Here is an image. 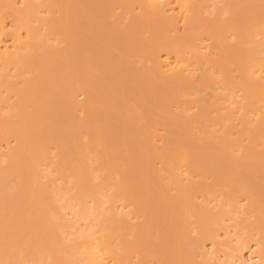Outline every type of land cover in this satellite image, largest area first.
I'll list each match as a JSON object with an SVG mask.
<instances>
[{
	"label": "bare ground",
	"instance_id": "obj_1",
	"mask_svg": "<svg viewBox=\"0 0 264 264\" xmlns=\"http://www.w3.org/2000/svg\"><path fill=\"white\" fill-rule=\"evenodd\" d=\"M201 1L0 0V264H264V8Z\"/></svg>",
	"mask_w": 264,
	"mask_h": 264
},
{
	"label": "rangeland",
	"instance_id": "obj_2",
	"mask_svg": "<svg viewBox=\"0 0 264 264\" xmlns=\"http://www.w3.org/2000/svg\"><path fill=\"white\" fill-rule=\"evenodd\" d=\"M149 1H150V2L152 1L151 3H155V2H157V4L164 5L165 10L168 8V9H167L168 11H167V10L164 11V12H165V15H166L167 12H168V13L170 12V13H169V16L172 15L171 17H173L174 14L177 15L178 17H177V16H175V17H177L178 22H180V23H178V28H177V29L180 28V29H179L180 31L184 29V26H182V25H184L183 22H185V21L183 20V18H184V16L187 14L186 12H184V11H186V8H187V7L185 8V5L182 7L181 4H178V3H181V2H179V0H178V2H177V0H149ZM194 1H197V0H194ZM202 1H203V0H202ZM202 1H201V2H202ZM205 1L208 2V3L210 2V5H209V6H211V7H215V5H214L215 3H214V2H216V3L218 2V3H219L220 5H222V6H220V5H218V4H216V6H219V7H222V8H219V9L217 8V9H218V10L216 9L217 12H216L215 8H213V9L215 10V12H213V9H212L211 7L204 8V7L208 6L207 3H205V4H207V5L205 6V4H204ZM212 1H213V0H212ZM212 1H210V0H204V2H203L204 5H203V6L201 5V7H202V10L200 11L201 14H202V11H203V12H206V11H207V15H205L206 13H203V14H204V17H206V16L209 17V16H210L209 18L204 19L205 22H206L207 24L210 23V19H211V18H212V20H213V18H215V16H216V15H215V16H212V15H214V14H211V15L209 14V15H208V13H209L208 11H211V10H212L211 12H213V13H217L218 15H219V13H220L221 15H223L222 13H224V15L221 16L222 19H223V18H225V17L227 16V14H228L227 10H229V9H228L227 7L230 5V1H232V0H229V2L227 3V6L224 5V4H226L225 2H222V1H219V0H218V1H217V0H214L213 2H212ZM224 1H226V0H224ZM235 1H236V0H235ZM251 1H252V3H251ZM255 1H256V0H254V1H253V0H249V2H250V3H248V6H249V10H248V11H249V15H250V11H251L252 9H253L254 12H255L256 9L259 10V7H260V6H261V7H260L261 9L264 8V7H262V4L264 3L263 0H261V2L263 1V3H260V0H259L258 3H260V4H257V2L255 3ZM19 2L21 3V0H18V3H19ZM158 2H159V3H158ZM160 2H161V3H160ZM166 2H167V3H166ZM211 2H212V3H211ZM240 2H241V0H237V4H239ZM162 3H163V4H162ZM165 3H166V5H165ZM167 4H169V5H167ZM212 4H213V6H212ZM228 4H229V5H228ZM231 4H232V6H233V3H232V2H231ZM234 4H235V3H234ZM223 5H224L227 9H226L225 7H223ZM137 6H138V4H134L133 7H132V9H134V10H132V11H134L133 14L135 15V13H137L136 16H135V18H137V15H138L139 13L141 14V12H140V8H141V7L137 9ZM230 6H231V5H230ZM232 6H231V8H232ZM118 7H119V6H118ZM175 8H176V9H175ZM183 8H184V9H183ZM203 8H204V9H203ZM210 8H211V9H210ZM224 8H225V9H224ZM117 9L120 10L119 8L116 7V10H117ZM180 9H181V10H180ZM207 9H208V10H207ZM221 9H222V10H221ZM223 9L226 11L227 14L225 13V11H223ZM250 9H251V10H250ZM261 9H260V10H261ZM118 10H117V11H118ZM199 10H200V9H199ZM199 10H198V11H199ZM253 10H252V11H253ZM260 10H259V12H261ZM132 11H131V13H132ZM137 11H139V12H137ZM252 11H251V12H252ZM263 11H264V10H263ZM256 12H257V11H256ZM256 12H255V13H256ZM131 13H130V14H131ZM173 13H174V14H173ZM176 13H179L180 17H182V18H180L179 15L176 14ZM255 13H254V14H255ZM128 14H129V13H128ZM128 14L125 12V13H124V16H125L126 18H128V16L130 15V14H129V15H128ZM170 14H171V15H170ZM201 14H199V15L202 17L203 14H202V15H201ZM225 14H226V15H225ZM251 14H253V13H251ZM254 14H253V16H254ZM134 15L129 16V18L134 17ZM181 15H182V16H181ZM256 15H257V16H258V15L260 16L261 14L256 13ZM219 16H220V15H219ZM219 16H218V19H219ZM263 16H264V15H263ZM126 18H125V19H126ZM129 18H128V19H129ZM135 18H134V19H135ZM202 18H203V17H202ZM131 19H132V18H131ZM179 19H180V20H179ZM207 19H208V20H207ZM215 19H217V17H216ZM181 20H182V21H181ZM206 20H207V21H206ZM220 20H221V18H220ZM260 20H261V21H259V22H260V25H261L262 27H264V25H262V24H264V23H261L262 21H264V19L262 20V18H261ZM7 21H8V20H5V22L8 24L9 21H8V22H7ZM131 21H132V20H131ZM208 21H209V22H208ZM4 24H5V23H4ZM180 24H182V25H181L182 27H180ZM9 26L11 27V24H10V25H4V28L8 29L7 27H9ZM6 29H4V30L6 31ZM9 29H10V28H9ZM263 29H264V28H263ZM263 29H258V30H257L258 32H256V30H255L254 32L257 33V34H254V32H253V34H254L253 36H256L255 38H257V36H258V35L260 36V34L262 33L261 37H263V36H264V35H263V34H264ZM10 30H11V29H10ZM10 30H9V31H10ZM207 30H208V29H207ZM260 30H261V33L259 32ZM7 31H8V30H7ZM180 31H179V32H180ZM0 32H1V31H0ZM23 32H24V31H23ZM23 32H22V33H23ZM207 32H208V31H207ZM227 32H229V31H227ZM7 33H8V32H7ZM7 33H6V34H7ZM6 34H1V33H0V39L3 38V39L0 40V46H1L2 48H4V46H5L6 44H7V46H9V47L11 46L9 43H10V41H12V39L8 37V36H11V35H8V34H9V33H8V34H7L8 36H7ZM232 34H233V33H231V32L228 33V35H229V36H228V40H229V41H231L230 39H232V41H233V40L235 41V38H237V37H234L235 34H234V36H233ZM4 35H5V36H4ZM144 35H145V34H144ZM205 35H206V33H205ZM205 35H203V40L205 41V42H203V44L206 43V45H208V44H210V40H209V37H208L207 35H206V36H205ZM1 36H2V37H1ZM232 36H233L234 38H232ZM258 39H260V38L258 37ZM3 40H4V41H3ZM206 41H207V42H206ZM201 43H202V41H201ZM4 44H5V45H4ZM8 44H9V45H8ZM211 46H212V45H211ZM211 50H213V49H211ZM161 51H162V50H161ZM159 54H160L159 59H160V58L162 59V60L160 59V60L162 61V62H161V61H160V62L163 63L164 65H166L167 68H169L170 66H171V67H172V66L175 67L176 65H179L178 62H177V59H176V57H175V54L172 53L171 55H169V54H167L166 51H162V52H160ZM159 54H158V55H159ZM161 55H162V56H161ZM173 55H174V56H173ZM166 57H167V58H166ZM169 57H170V58H169ZM163 58H164V59H163ZM165 62H166V63H165ZM167 63H168L170 66H169ZM174 63H175V64H174ZM190 63H191V62H190ZM180 64H181V65H184V64H185V66H186L187 63H184V61H181ZM188 66H189V65H188ZM188 66H186V68H187ZM189 68H191V69L193 70L194 66L192 67V66L190 65L187 69H189ZM197 72H198V71H197ZM258 72H259V73H258ZM258 72H257V73L259 74L258 76H259V77L261 76V78H263V79H261V80H264V76H263L264 74H262V73H264V69H263V68H262V69H259ZM261 72H262V73H261ZM260 73H261L262 75H261ZM236 74H237V73H236ZM262 76H263V77H262ZM17 85H19V84H17ZM209 89H210V88H208V90H209ZM211 90H212V89H210L209 91H211ZM1 91L3 92V93H2V96H5L7 92H8L9 94L11 93L10 91H6L5 89H3V90L1 89V90H0V93H1ZM5 91H6V93H5ZM8 93H7V94H8ZM238 93H240V91L237 92L236 94H238ZM3 94H5V95H3ZM11 94H12V93H11ZM210 94H211V93H210ZM12 95H13V94H12ZM2 96H1V94H0V97H2ZM6 96H7V95H6ZM79 96H81V95H79ZM206 96L209 97L210 95L207 94V95H205V97H206ZM82 97H83V96H82ZM82 97H80V99H81ZM208 97H206V98H208ZM210 97H211V96H210ZM239 98H240V97H239ZM239 98H237V99H239ZM240 99H241V98H240ZM226 102L229 103V101H226ZM3 103H4V102H3ZM228 103H226V104H228ZM233 103H234V102H233ZM237 103H238V102L234 103V109H233V110L235 111V114H233V116H232V117L234 118V120H236V119L238 120V121H237V120L235 121V122H237V123H239V120H240V118H241V117L238 118V117L241 115V112H242L243 114H245V113L248 111V113L245 114V117H246V118H248V117L250 118V117H251L250 119H252V118L254 117V115H256V112H257V114H259V115H261V114H260V111H261V113H264V105H263V104H264V99H262V104H259V105L262 106L263 109L260 108V107H261V106H260V107H258V108L255 107V108H254L255 110L253 111V110H252V107H251V108L248 107L249 110L251 109V110H250L251 113H249L250 111L247 109V106L244 107L243 104H241V103H238V104H237ZM230 104H232V103H229V105H230ZM236 104H237V105L240 104L239 107H238V106H235ZM0 105H3V104H0ZM5 105H6V104H4L3 106H5ZM241 105H242L243 107H242ZM232 107H233V104H232ZM236 107H237V110H235ZM1 108H2V107L0 106V109H1ZM4 109H5V108H4ZM4 109H3V110H4ZM244 109H246V111H245ZM261 109H262V110H261ZM233 110H232V112H233ZM238 110H239L240 112H236V111H238ZM242 110H243V111H242ZM244 111H245V113H244ZM252 112H253L254 114H253ZM233 113H234V112H233ZM239 113H240V114H239ZM247 114H248L249 116H248ZM234 115H235V116L237 115V116H236L237 118H236ZM250 115H251V116H250ZM259 115H256L255 118L259 117ZM252 116H253V117H252ZM249 118H248V120H249ZM249 121L251 122V120H249ZM253 121L256 123V120L252 119V122H253ZM217 125H218V124H217ZM158 128H159V130L162 129V127H158ZM158 128H157V129H158ZM159 130H157L158 133L162 134V132H161V131L159 132ZM163 132H164V130H163ZM158 139L161 141V138H158ZM160 141H159V142H160ZM4 142H6V141H4ZM4 142L2 143V144H3L2 146H3V150L5 149V151L8 149V147H9L10 145L15 144V141H14V140L12 141V139H10V141H7V143H8V142L12 143V144H10V145H6L7 143H4ZM159 142H158V145H161ZM4 147H5V148H4ZM6 147H7V149H6ZM155 163L157 164L158 161H156ZM156 164H155V165H156ZM158 164H159V165L161 164L160 161H159ZM158 164H157V166H158ZM119 208H121V207L119 206ZM69 216H71V214H69ZM254 243H255V242L252 241V242L249 243L248 248L244 247L245 249H244V248H243V250L241 249L242 252L240 251V253H239V254H241V259H243V260H244V259H245V260L247 259L248 261L246 260V262H250V263H251V261H253V260H254L255 263H256L257 260H258V262H259V259H257L258 257H257L255 254L252 255V253H251L252 251H254L253 253H255V252L257 253V251H256V249H255L256 246L254 247V245H256V244H254ZM206 244H207V245H206ZM205 245H206L205 249H207V248L210 249V247L212 246L211 243H210L209 241H207V243H205ZM249 247H251V248H249ZM253 249H255V250H253ZM220 253H221V252H220ZM220 253H219V254H220ZM220 255H221V257H222V256H223V253H221ZM220 255H219V256H220ZM243 256H244V257H243ZM221 257H220V258H221ZM251 257L253 258L252 260L250 259ZM254 257H255V258H254ZM107 258H108V259H107ZM107 258H106V257H101V260L103 261V263H104V264H113V261L111 260V258H110V259H109V257H107ZM103 259H105V260H103ZM254 262H252L251 264H255ZM246 264H248V263H246ZM256 264H257V263H256ZM258 264H260V263H258Z\"/></svg>",
	"mask_w": 264,
	"mask_h": 264
}]
</instances>
